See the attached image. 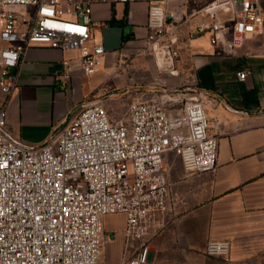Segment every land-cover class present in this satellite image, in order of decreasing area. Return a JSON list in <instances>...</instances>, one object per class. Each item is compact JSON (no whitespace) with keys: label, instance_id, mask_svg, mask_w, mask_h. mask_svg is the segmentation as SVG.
I'll return each mask as SVG.
<instances>
[{"label":"built area","instance_id":"built-area-1","mask_svg":"<svg viewBox=\"0 0 264 264\" xmlns=\"http://www.w3.org/2000/svg\"><path fill=\"white\" fill-rule=\"evenodd\" d=\"M128 1L0 0V264H98L104 244L115 238L103 223L113 213L125 216L120 264H146V240L181 202L164 171V154L174 152L184 174L215 166L217 136L209 131L203 97L190 91L193 83L177 96L163 90L129 101L119 118L100 102H85L39 145L8 133L12 69L26 48L78 51L76 61H62V86L76 71L91 75L106 51L92 42L91 5ZM164 3L148 4L146 22V49L161 87V73L179 75L182 37L207 33L229 55L263 24L260 0H211L189 12L167 11ZM204 253L228 261L230 242L209 239Z\"/></svg>","mask_w":264,"mask_h":264},{"label":"crops","instance_id":"crops-1","mask_svg":"<svg viewBox=\"0 0 264 264\" xmlns=\"http://www.w3.org/2000/svg\"><path fill=\"white\" fill-rule=\"evenodd\" d=\"M162 1L167 11L189 12L211 0L93 3L89 28L92 42L106 49L102 64L88 76L74 72L63 86L57 77L62 61H76L78 51L26 48L12 69L16 86L5 106L6 129L22 144L39 145L85 102L126 104L132 97H154L163 90L177 96L193 83L203 97L209 131L217 136L216 163L212 170L184 174L178 157L166 159L167 178L181 202L146 240V264H264V0L260 32L247 34L232 54H222L207 33L182 37L176 60L179 75L163 72L165 87L155 85L158 73L146 49L148 4ZM112 18L121 23H109ZM126 67L136 74L134 79L121 73ZM240 70L246 72L241 80ZM185 80L187 86L182 85ZM115 216L122 218L121 226L107 229ZM124 220L122 213L103 217L104 229L115 233L108 243L117 250L123 248ZM209 239L230 242L228 261L205 255ZM121 255L112 264H120Z\"/></svg>","mask_w":264,"mask_h":264},{"label":"rangeland","instance_id":"rangeland-1","mask_svg":"<svg viewBox=\"0 0 264 264\" xmlns=\"http://www.w3.org/2000/svg\"><path fill=\"white\" fill-rule=\"evenodd\" d=\"M127 70H123L121 71V73L123 72L124 75L126 77H128L129 79H134L135 78V73L131 72V68L130 67H126ZM178 69V68H177ZM166 74H161V76L163 78H165ZM156 82V80H155ZM155 85H158L155 83ZM190 91L192 92H197L196 89H193L191 88ZM138 99V96L136 97H132L130 98V101L132 100H136ZM129 102V101H128ZM128 102L126 104H128ZM107 107L109 106L110 107V116L112 118H119L121 115H122V112L126 106V104H124V100H118L117 102H114L113 105H111V102H107L106 103ZM175 107H178V106H175ZM174 112V111H173ZM164 159L166 161L167 158L169 157H173V158H177V155L172 152V151H168L164 154ZM164 171L166 172V164H165V168H164ZM122 224V218L121 217H118V216H115V217H112L107 225V229H112V230H117ZM122 251H123V248H120L119 250H117L114 245H111L110 243H105L103 248H102V251H101V255H100V259L98 261V264H112V262L114 260L117 259V257L119 258V253L120 255L122 254ZM159 264H169L168 263H165V261L163 260V263H160L159 261Z\"/></svg>","mask_w":264,"mask_h":264},{"label":"trees","instance_id":"trees-1","mask_svg":"<svg viewBox=\"0 0 264 264\" xmlns=\"http://www.w3.org/2000/svg\"><path fill=\"white\" fill-rule=\"evenodd\" d=\"M108 22H109V23H117V22H120V21H117V20H115L114 18H112V19L108 20ZM120 23H121V22H120Z\"/></svg>","mask_w":264,"mask_h":264},{"label":"water","instance_id":"water-1","mask_svg":"<svg viewBox=\"0 0 264 264\" xmlns=\"http://www.w3.org/2000/svg\"><path fill=\"white\" fill-rule=\"evenodd\" d=\"M167 21H169V19Z\"/></svg>","mask_w":264,"mask_h":264}]
</instances>
